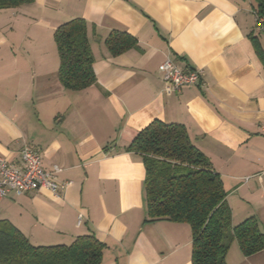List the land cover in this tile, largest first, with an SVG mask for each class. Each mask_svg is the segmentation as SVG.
Returning <instances> with one entry per match:
<instances>
[{
	"label": "crops",
	"instance_id": "1",
	"mask_svg": "<svg viewBox=\"0 0 264 264\" xmlns=\"http://www.w3.org/2000/svg\"><path fill=\"white\" fill-rule=\"evenodd\" d=\"M256 0H34L0 11V156L28 145L47 172L70 183L0 200L32 245H71L95 236L102 264H192L188 223L148 218L145 166L128 148L154 121L186 128L220 175L232 224L255 218L264 233V37ZM87 26L97 81L82 91L59 79L54 34ZM136 46L114 55L115 33ZM203 71L199 86L164 93L161 65ZM83 219L79 222V216ZM226 264H264L234 242Z\"/></svg>",
	"mask_w": 264,
	"mask_h": 264
},
{
	"label": "trees",
	"instance_id": "2",
	"mask_svg": "<svg viewBox=\"0 0 264 264\" xmlns=\"http://www.w3.org/2000/svg\"><path fill=\"white\" fill-rule=\"evenodd\" d=\"M263 12L264 0H256ZM34 0H0V11L15 10ZM60 57L59 79L66 90L82 91L97 81L87 26L81 19L59 26L54 34ZM114 55L136 46L132 36L115 32L107 40ZM142 157L148 218L188 223L192 228V264H226L237 242L244 255L264 249V233L255 218L237 226L220 175L191 141L186 128L154 121L128 148ZM104 245L95 236L71 245L37 247L8 221H0V264H102Z\"/></svg>",
	"mask_w": 264,
	"mask_h": 264
},
{
	"label": "built area",
	"instance_id": "3",
	"mask_svg": "<svg viewBox=\"0 0 264 264\" xmlns=\"http://www.w3.org/2000/svg\"><path fill=\"white\" fill-rule=\"evenodd\" d=\"M255 31L264 37V10L255 11ZM160 74L164 84V93L176 94L183 89L199 86L202 83L203 71L192 69L184 71L171 59H167L160 67ZM59 170L47 172L43 168L42 157L39 153L25 145L20 151L18 163H12L0 156V200L13 193L23 196L38 192L42 189L50 191L59 197L70 183L60 182ZM83 216H79L81 222Z\"/></svg>",
	"mask_w": 264,
	"mask_h": 264
}]
</instances>
